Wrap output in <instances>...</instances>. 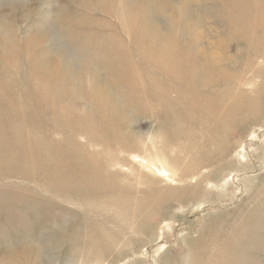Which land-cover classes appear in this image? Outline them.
<instances>
[{
	"label": "rangeland",
	"instance_id": "1",
	"mask_svg": "<svg viewBox=\"0 0 264 264\" xmlns=\"http://www.w3.org/2000/svg\"><path fill=\"white\" fill-rule=\"evenodd\" d=\"M0 133V264H264V0H0Z\"/></svg>",
	"mask_w": 264,
	"mask_h": 264
},
{
	"label": "bare ground",
	"instance_id": "2",
	"mask_svg": "<svg viewBox=\"0 0 264 264\" xmlns=\"http://www.w3.org/2000/svg\"><path fill=\"white\" fill-rule=\"evenodd\" d=\"M127 5H128V3H127ZM134 5V4H133ZM76 6V5H75ZM78 6V5H77ZM129 6V5H128ZM127 10V9H126ZM128 11V10H127ZM124 12V9L123 8H121L120 7V14H124L123 13ZM124 16H126V19H127V30L129 29V25L132 23V20H131V17H130V15L128 14V16L127 15H124ZM58 21V20H57ZM76 21H78V20H76ZM123 22V21H122ZM130 23V24H129ZM129 24V25H128ZM135 24V23H134ZM125 26V25H124ZM107 27H109V26H107ZM125 28V27H124ZM49 29V28H48ZM42 30V29H41ZM40 30V31H41ZM53 32V31H52ZM148 32H149V29H148ZM47 33V32H46ZM146 33V32H145ZM39 34V33H38ZM127 35V34H126ZM145 35V34H144ZM52 36V35H51ZM63 36V35H62ZM31 37V36H30ZM66 37V36H65ZM126 37V36H125ZM15 41V40H14ZM39 41V40H38ZM6 42H8V41H6ZM156 42H158V41H156ZM5 45V44H4ZM33 45V44H32ZM66 47V46H65ZM162 48V47H161ZM2 49V48H1ZM3 50V49H2ZM67 50V49H66ZM128 50V49H127ZM23 51V50H22ZM67 55V54H66ZM70 56V55H69ZM62 57H63V55H62ZM34 59V58H33ZM42 59V58H41ZM54 59V58H53ZM73 59H74V57H73ZM47 60V59H46ZM55 60V59H54ZM66 60V59H65ZM68 60V59H67ZM105 60V59H104ZM44 61V60H43ZM48 62V61H47ZM67 62V61H66ZM36 63H37V61H36ZM81 63V62H80ZM66 64V63H65ZM79 64V63H78ZM38 65V64H37ZM23 66V65H22ZM51 68V67H50ZM53 70V69H52ZM129 74V73H128ZM79 76V75H78ZM119 76V75H118ZM50 77H52V76H50ZM91 77V76H90ZM113 77H115V76H113ZM109 78H111V77H109ZM63 81H65V80H63ZM67 82V81H66ZM60 83V82H59ZM3 84V83H2ZM8 84V83H7ZM43 84H44V82H43ZM41 85V84H40ZM51 85V84H50ZM56 85V84H55ZM6 86V85H5ZM57 86V85H56ZM63 86V85H62ZM78 87V86H77ZM45 88H47V87H45ZM62 88V87H61ZM66 88V87H65ZM59 89V88H58ZM76 89V88H75ZM78 89V88H77ZM66 90H67V88H66ZM23 94V93H22ZM100 94V93H99ZM21 95V94H20ZM31 95V94H30ZM95 95V94H94ZM32 96V95H31ZM84 97V96H83ZM90 99V98H89ZM94 99V98H93ZM50 101V100H49ZM115 103H116V100H115ZM119 103V102H118ZM147 103V102H146ZM103 108V107H102ZM117 110V109H116ZM54 112H55V110H54ZM57 115V114H56ZM26 120V119H25ZM109 120V119H108ZM114 120H117V118L116 119H114ZM21 121V120H20ZM38 121V120H37ZM21 123V122H20ZM51 123V122H50ZM83 123V122H82ZM49 123H47V125H48ZM115 124V123H114ZM55 125V124H54ZM50 126V125H49ZM48 126V127H49ZM52 126V125H51ZM56 126V125H55ZM54 127V126H53ZM53 127H51V129L53 128ZM86 127V126H85ZM84 127V128H85ZM23 128V127H22ZM41 128V127H40ZM55 128H57V127H55ZM48 129L49 128H46V131H48ZM86 129V128H85ZM108 130H110V129H108ZM59 131V130H58ZM62 131V130H61ZM15 132L18 134H16L17 135V137H19L20 138V135H21V133L23 132V133H25V138H20L21 140H20V142L18 143V145L22 148V149H19L18 147V149L19 150H22L21 152H27V153H29L28 155H30L29 157H31V158H26V157H23V159H24V161L22 162V164H21V168H22V171L23 172H26V174H25V176L27 177V176H29V174L31 175V176H33V175H35V174H38L39 173V175L41 174V173H43V175H41V176H44V177H49L48 176V173L49 174H52L54 171H49V172H42V171H39V169L37 168V167H40L39 166V162H41L42 160L41 159H39V152H41V151H44L45 153H47V154H53V155H56V156H58V154H60L59 153V151H61L62 150V148H63V150L65 149L64 148V146H63V144L61 145L62 146V148H59V147H56L55 148V145L53 146L52 144H48V142H47V140H42L41 138L42 137H45V136H47V135H42V133H41V130L39 129V127H35L34 129H32V130H30V131H27V133L26 132H24L23 130L21 131L20 130V128H15ZM73 132V131H72ZM119 132V131H118ZM117 132V133H118ZM60 133V132H59ZM58 133V134H59ZM61 133H63V131L61 132ZM85 133L87 134V131L85 130ZM114 133V132H113ZM64 136H66V138H64ZM74 136V135H73ZM72 135H66L65 133H63L62 134V137H63V139H66L67 141L68 140H74V138H76V136L75 137H73ZM78 137V136H77ZM92 138V136H90V135H88V138ZM0 138H2V135H1V133H0ZM32 139V140H31ZM112 140V139H111ZM110 140V141H111ZM31 141V142H30ZM109 141V142H110ZM33 142V143H32ZM111 142H113V141H111ZM116 143V142H115ZM13 144V143H12ZM121 144H122V142H121ZM74 145V144H73ZM78 145H79V143H78ZM111 145V144H110ZM115 145V144H114ZM112 146V145H111ZM72 147V146H71ZM74 148H75V146H74ZM4 149V148H3ZM111 149V148H110ZM127 149V148H126ZM62 150V151H63ZM14 151H18V150H14ZM61 151V152H62ZM73 151V150H72ZM110 151H112V150H110ZM109 151V152H110ZM6 152V151H5ZM105 153V151H102V153ZM58 153V154H57ZM74 153V152H73ZM107 154V153H106ZM112 154V153H111ZM77 155H79L80 156V153L78 154L77 153ZM77 155H75V157L77 156ZM17 156V153L16 152H13V151H11V152H6V153H2V151L0 150V160H1V162L2 163H8L9 162V159H12V158H14V157H16ZM82 156V155H81ZM107 155H105V157H106ZM110 155H108V157H109ZM112 156V155H111ZM110 156V157H111ZM114 156V155H113ZM103 157V156H102ZM104 157V158H105ZM48 158V157H47ZM55 158V157H54ZM31 159V160H30ZM49 159V158H48ZM75 160V159H74ZM78 161V160H77ZM170 163V162H169ZM9 164H10V162H9ZM42 164H44V163H42ZM44 165H46L47 166V168L48 167H50V168H52V170L54 169V168H57V167H59V165H56V164H49V163H45ZM49 165V166H48ZM162 165V164H161ZM37 166V167H36ZM2 167V166H1ZM4 168V167H3ZM46 168V167H45ZM74 168V167H73ZM16 170H17V167H16ZM44 170V169H43ZM14 173V172H13ZM27 173H29V174H27ZM35 173V174H34ZM54 174V173H53ZM52 174V175H53ZM7 175V174H6ZM14 176V175H13ZM55 176V175H54ZM21 177V176H20ZM43 177V178H44ZM66 177V176H65ZM64 177V178H65ZM35 178H37L36 176H35ZM39 178H41V177H39ZM38 178V179H39ZM44 180V179H43ZM37 181V180H36ZM39 181V180H38ZM50 182V181H49ZM53 182V181H52ZM42 183V182H41ZM77 183V182H76ZM78 184V183H77ZM57 188V187H56ZM81 188V187H80ZM58 190V189H57ZM152 198V197H151ZM19 257V256H18Z\"/></svg>",
	"mask_w": 264,
	"mask_h": 264
}]
</instances>
